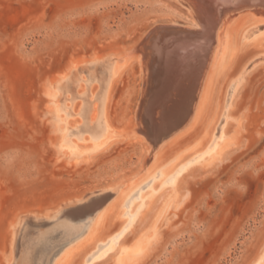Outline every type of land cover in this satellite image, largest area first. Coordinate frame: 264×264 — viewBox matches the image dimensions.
<instances>
[{
  "label": "rangeland",
  "instance_id": "1",
  "mask_svg": "<svg viewBox=\"0 0 264 264\" xmlns=\"http://www.w3.org/2000/svg\"><path fill=\"white\" fill-rule=\"evenodd\" d=\"M219 3L218 8L225 7ZM187 8L176 0H0V264L12 241L20 245L21 254L16 259L12 254L6 264H23L29 235L84 219L72 221L69 215L72 217L73 211L89 207L99 189L112 187L115 192L123 191L118 204L111 209L117 216L112 228L122 224L128 229L134 219L133 203L160 177V172L150 175L146 167L142 169L148 163L146 146L155 154L154 114L162 110L170 117L175 112L183 103L182 91L188 88V79L196 70L193 64L183 68L178 84L171 86L163 102L159 101L161 107L156 101L152 106L163 79L172 77L164 59L153 49L148 58L152 69H149L150 86L146 85L139 65L115 85L109 119L112 129L124 135L112 139V135L99 132L104 115L103 81L85 69L94 57L100 59L111 52L136 48L135 56L139 55V47L150 36L151 43L169 45L168 49L200 45L198 40L207 35L202 32L204 17L196 9L192 10L195 15L189 13ZM263 8L232 5L225 18L234 19L231 24L238 30L251 24L247 22L249 9L264 19ZM192 19L198 23L196 27L191 25ZM263 50L264 43L245 48L227 78ZM202 57L205 58L197 59L204 60ZM142 61L145 64V59ZM74 63H81L76 66L80 81L73 91H58L56 106L65 119L57 122L51 118L52 105L45 91ZM175 85L183 90L176 89L175 93ZM240 96L236 112L246 118L241 134L245 145L219 167L196 168L184 174L179 196L186 192L187 200L184 203L179 200L175 210L167 213L150 253L136 264H248L264 243V66L254 72ZM144 101L146 110L141 119L137 113ZM143 121L150 136L136 135ZM63 129L67 143L74 141L99 149L89 150L76 160L60 157L55 142ZM197 130L171 145L168 143L164 154L168 156L185 146ZM216 137L217 134L215 140ZM201 158L199 155L196 161ZM170 180L171 177L166 184ZM158 205L156 201L149 215L139 218L135 229L127 231L128 235L122 232L116 237L133 240ZM29 213L35 214V224ZM17 217L11 241L10 227ZM86 221L89 219L82 220L83 233L88 226ZM81 237L60 244L54 255L52 250L48 264L71 245L76 247L66 259L67 264H115L116 251L108 250L109 238L81 241ZM14 249L13 246V253Z\"/></svg>",
  "mask_w": 264,
  "mask_h": 264
},
{
  "label": "bare ground",
  "instance_id": "2",
  "mask_svg": "<svg viewBox=\"0 0 264 264\" xmlns=\"http://www.w3.org/2000/svg\"><path fill=\"white\" fill-rule=\"evenodd\" d=\"M176 1L181 5H187L189 13L195 15L192 13V10L196 9L201 15H203L205 24L202 22V32L206 31L207 35L205 34L203 39L198 40L201 41L200 45L185 44L184 47L178 46L175 49H168L169 45L165 46L164 44L159 43L155 45V43H151V41H153V37L150 36V38H148L139 47V55L135 56L136 48L131 50L124 49L123 52H111L104 55L100 59H96V57H94V59L92 58L93 60H89V67L85 69L92 77L103 81L104 84V89L101 93L104 115L101 126L99 127V132H101L100 134H103L104 136L110 137V135H112V139H118L123 137L124 132H117L112 129L108 109L116 83L121 81L122 77L128 71L135 69V67L139 65L143 76H145V83L148 86V78L149 75H151L149 69L152 70L149 68L150 61L148 58L153 49L155 50L154 52L160 54L159 58L164 59V62H166L164 65H167L168 74H172V77L168 76L163 79L162 76L163 84L161 88L157 93L154 91L156 94L154 95L155 100L152 101L153 106L155 101L156 103L159 101L163 102L165 94L171 91V86L178 84L180 81L179 75H182L181 70H183V68H188V66L190 67V64L194 65L192 68H194L196 72L195 74L192 72L194 76L189 77L188 88L185 87L184 91H182L183 89H179L184 93V96L182 95L185 97L183 99V103L181 104L179 102L180 105L176 107L177 109L174 113L169 115L170 117L165 115L162 110H160V112L157 111V113L154 114L157 116L154 121V129H152V137L156 145V148L152 149H155V154L151 152V147L146 146L145 153L147 154L146 160L148 163L143 165L142 169L146 167V171L150 175L160 172V177L154 179L153 183L144 192H142L139 198H137V200L133 203L132 215L134 219L129 223L130 226L127 230H125L127 226L124 227L122 224L114 229L112 228L117 216L114 214V211H111V209L118 204V200L123 191L115 192L112 187L99 189L96 190L99 192H97L96 196L92 197L94 191L89 195L90 198L92 197V204L89 207L86 209L84 207V209H79L78 211L73 209L75 211L72 210V217L68 214L72 221L82 218H84L82 220L89 219L88 223L86 221L88 226L84 233V224H82L81 220L80 222H75L74 224L65 223L61 226L29 235L27 237L28 242L26 247H24L25 255L23 264H48L52 256L56 253L54 249L65 241L70 240L71 243L73 239H77L81 235V241H104L105 238H109L111 241L108 244V250L116 251V254L114 255L115 264L138 263V261L147 256L153 248L152 242L157 238L158 228L164 220H166L167 213H169L170 210H175L174 206L179 200L180 203H184L187 200L188 194L186 192L181 196V198L179 196V193L182 191L180 184L184 174L191 169H206L211 166L219 167L245 145L244 140L241 138V134L245 130L246 118L243 113L241 114L236 112V105L251 76L261 66H264V50L257 52L239 72L234 73L229 78H227V74L231 72L230 69L234 66V63L237 61L241 52L245 50V48L253 44L264 43V19L258 18L255 14H252V9L248 10L249 13L246 9L244 11L247 12V15L250 14V20L247 22L251 21V24H244L245 26L236 30L233 29L231 24L234 19L229 20L225 17L228 11H232L230 10L232 5L242 6L245 8L262 6L263 8L264 0ZM220 1L225 4V7L221 9L218 8V6H221L219 3ZM226 4H229V6H226ZM191 25L196 27L198 23L193 20ZM197 31L198 34L201 33L199 30H196V32ZM198 37L201 36L199 35ZM161 39L165 40L166 38ZM179 41L180 40H178V42ZM169 42H166L165 44ZM201 56L205 57H202L204 60L197 59ZM142 59H145V64H143ZM80 64L81 63L71 64L70 69L64 72V74L59 78L52 81V83L49 84L48 91H45V95L47 97L49 95V103L52 105L51 108L53 112L51 114V118H54L57 122L65 119L56 106L58 98L60 97L58 91L70 92L77 88L76 86L80 81V76L76 66L79 67ZM156 75L158 76V74ZM225 79L226 82L224 84ZM158 85H160V83ZM153 89L157 90V88ZM173 89L175 93L179 91L176 85ZM176 89L177 91H175ZM160 102L157 105L159 107H161L162 104H160ZM144 104L145 101L143 104L141 103L137 113L141 119L143 118V114L146 110L144 109ZM154 110L156 109H153V111ZM93 116L95 117V113ZM146 126L143 121L142 125L137 128L139 133L136 135L142 133L150 136V131ZM197 128L198 130L195 137H193V139L191 138V141H189L185 146L176 150L172 154H168V156L164 154L168 143L170 144L182 139L187 134L194 132ZM154 131L156 132L155 134ZM64 132L65 129L59 132L60 136L55 142V147L60 157L65 159L74 158L76 160L82 156L84 157L89 150L95 151L99 149L84 147L74 141L69 144L64 141ZM216 134L217 137L215 140L214 136ZM142 140L146 141L145 139ZM187 150L189 151L184 153ZM206 153L207 155L204 156ZM199 155H202L203 158H201V161H196V158ZM170 177V182L166 184V180ZM156 201H159L157 210L152 214L149 221L144 226H141L139 231L135 234L133 240H126V236H122L119 239L116 237L122 232H130L135 229L139 218H144L147 214L149 215L152 208H154L153 206ZM65 207L63 208L67 210L68 205H65ZM43 213H46V211ZM65 213L67 214L66 211L64 212V215H66ZM27 215H31L34 218L32 221L35 224V214L29 213ZM17 224L18 217L10 227L11 241L14 236V227ZM43 224L45 225L46 222H43ZM49 224L50 223L47 225ZM129 232H127V235ZM156 243L157 242H155V244ZM13 246L15 248V253H13L12 250ZM75 247V245H71L66 248V250L62 252L61 256H59L55 262L53 261L52 264H67L66 261L69 259L68 257ZM20 248V245H15L12 241L9 253H4L3 262L1 264H6L9 259L11 260L12 254L13 256L15 254L16 259V255L19 254ZM52 250L54 253L50 256L51 258L49 257L47 260L48 255ZM102 255L103 254L100 256ZM248 264H264V243Z\"/></svg>",
  "mask_w": 264,
  "mask_h": 264
}]
</instances>
